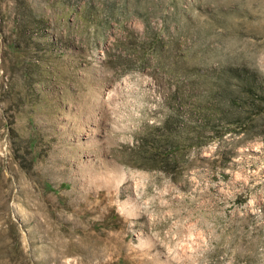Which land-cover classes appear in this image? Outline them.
<instances>
[{
    "label": "rangeland",
    "instance_id": "rangeland-1",
    "mask_svg": "<svg viewBox=\"0 0 264 264\" xmlns=\"http://www.w3.org/2000/svg\"><path fill=\"white\" fill-rule=\"evenodd\" d=\"M0 264H264V0H0Z\"/></svg>",
    "mask_w": 264,
    "mask_h": 264
}]
</instances>
